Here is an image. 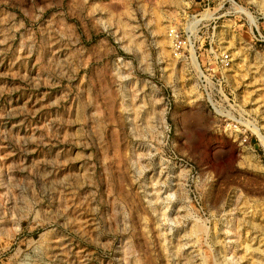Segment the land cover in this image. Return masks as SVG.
Returning <instances> with one entry per match:
<instances>
[{
  "label": "rangeland",
  "instance_id": "374dc122",
  "mask_svg": "<svg viewBox=\"0 0 264 264\" xmlns=\"http://www.w3.org/2000/svg\"><path fill=\"white\" fill-rule=\"evenodd\" d=\"M0 264H264V0H0Z\"/></svg>",
  "mask_w": 264,
  "mask_h": 264
},
{
  "label": "built area",
  "instance_id": "2783aa9c",
  "mask_svg": "<svg viewBox=\"0 0 264 264\" xmlns=\"http://www.w3.org/2000/svg\"><path fill=\"white\" fill-rule=\"evenodd\" d=\"M167 36L169 37V40H170L172 56L178 57L179 54L181 53V50L185 46V43H186L185 38L181 35V33L176 28L172 26L167 28ZM213 59H214L213 69L214 71H217L220 74H221L220 69L227 68L230 65V56L226 52L220 53L217 58H213ZM209 69H212V68L210 67ZM204 70L206 71V69ZM200 77H201V80L204 82L205 75L202 71L200 73ZM212 77H214L213 74H212ZM223 116L226 117V115H223ZM223 121L225 123L224 131H227L228 133L233 134L234 136H237L240 139V142L246 141L247 128L245 127L246 125H243L244 123H240L233 118H227V117L224 118Z\"/></svg>",
  "mask_w": 264,
  "mask_h": 264
},
{
  "label": "bare ground",
  "instance_id": "6f19581e",
  "mask_svg": "<svg viewBox=\"0 0 264 264\" xmlns=\"http://www.w3.org/2000/svg\"><path fill=\"white\" fill-rule=\"evenodd\" d=\"M173 2V1H172ZM164 40V39H163ZM165 41V40H164ZM200 228V226L196 225L194 226V230L197 231ZM201 229V228H200Z\"/></svg>",
  "mask_w": 264,
  "mask_h": 264
}]
</instances>
